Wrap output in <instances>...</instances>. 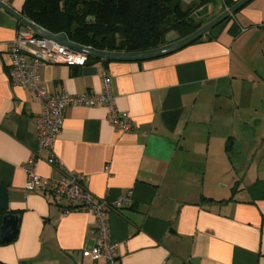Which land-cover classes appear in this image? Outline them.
Returning <instances> with one entry per match:
<instances>
[{"label":"crops","instance_id":"1","mask_svg":"<svg viewBox=\"0 0 264 264\" xmlns=\"http://www.w3.org/2000/svg\"><path fill=\"white\" fill-rule=\"evenodd\" d=\"M4 1L22 13L25 0ZM223 11L219 1L209 16ZM29 29L0 7V181L20 215L0 260L94 264L95 215L64 214L66 200L28 191L35 158L40 175L78 171L97 197L121 201L107 214L120 264H264V0L248 2L215 38L161 57L44 65L51 95L100 92L109 72L115 104L134 126L115 127L104 105L69 106L57 167L38 141L42 100L9 80L10 43Z\"/></svg>","mask_w":264,"mask_h":264},{"label":"built area","instance_id":"2","mask_svg":"<svg viewBox=\"0 0 264 264\" xmlns=\"http://www.w3.org/2000/svg\"><path fill=\"white\" fill-rule=\"evenodd\" d=\"M88 56L71 51L64 46L37 35L32 29L18 31L9 47V80L13 86L31 89L43 102V110L38 115L36 126L39 145L50 150L47 162L53 167L59 166L54 152V144L61 133L66 109L72 105H104L109 109V121L122 131L134 128L129 115L121 113L116 104L109 72H102V90L88 93H60L51 95L41 83V68L46 64H66L84 66ZM35 158L27 166L25 188L31 192L53 193L59 199L66 200L63 213L86 209L96 217L97 236L91 250L94 264H120L119 242L110 238L107 214L121 206V201L109 202L97 197L86 185V175L66 170L61 177L40 175L35 167ZM108 169V166L106 167Z\"/></svg>","mask_w":264,"mask_h":264},{"label":"trees","instance_id":"3","mask_svg":"<svg viewBox=\"0 0 264 264\" xmlns=\"http://www.w3.org/2000/svg\"><path fill=\"white\" fill-rule=\"evenodd\" d=\"M215 1L189 0L186 5L185 0H25L22 13L50 32L66 33L79 44L100 50L141 51L168 44L199 29L213 18L196 19V14ZM219 1L224 10L237 2ZM222 23L199 40L215 38ZM171 33L176 34L173 39L169 38ZM88 61L111 62L94 57H88ZM113 209L119 211L120 207ZM0 264L8 263L0 260Z\"/></svg>","mask_w":264,"mask_h":264},{"label":"water","instance_id":"4","mask_svg":"<svg viewBox=\"0 0 264 264\" xmlns=\"http://www.w3.org/2000/svg\"><path fill=\"white\" fill-rule=\"evenodd\" d=\"M251 0H238L232 6L226 8L219 15L209 22L202 25L193 33L172 41L168 44L141 51H109L100 50L91 46L76 43L69 39L64 32L53 33L29 20L21 12L13 9L6 1L0 0V7L18 19L26 27L32 29L37 35L52 42L58 43L65 48L94 57L110 61H141L151 58L161 57L176 52L205 36L209 31L218 26L224 20L235 14ZM9 194L7 186L0 181V242L6 243L13 241L18 234L20 215L9 212Z\"/></svg>","mask_w":264,"mask_h":264},{"label":"rangeland","instance_id":"5","mask_svg":"<svg viewBox=\"0 0 264 264\" xmlns=\"http://www.w3.org/2000/svg\"><path fill=\"white\" fill-rule=\"evenodd\" d=\"M189 0H185V4L187 5ZM219 0H216L215 2L210 3L205 8L201 10L200 13L196 14V19H204L208 20L210 18V14L213 10H215L218 7ZM176 36L175 33H171L169 36L170 39H173Z\"/></svg>","mask_w":264,"mask_h":264}]
</instances>
